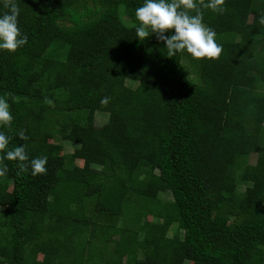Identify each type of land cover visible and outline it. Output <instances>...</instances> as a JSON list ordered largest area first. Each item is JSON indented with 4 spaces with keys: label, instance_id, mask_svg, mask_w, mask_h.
I'll use <instances>...</instances> for the list:
<instances>
[{
    "label": "trees",
    "instance_id": "obj_1",
    "mask_svg": "<svg viewBox=\"0 0 264 264\" xmlns=\"http://www.w3.org/2000/svg\"><path fill=\"white\" fill-rule=\"evenodd\" d=\"M207 2L215 60L138 40L143 0H17L27 43L0 51V131L47 171L3 161L0 264H264V0Z\"/></svg>",
    "mask_w": 264,
    "mask_h": 264
},
{
    "label": "clouds",
    "instance_id": "obj_2",
    "mask_svg": "<svg viewBox=\"0 0 264 264\" xmlns=\"http://www.w3.org/2000/svg\"><path fill=\"white\" fill-rule=\"evenodd\" d=\"M225 0H208L204 7L216 13L224 12ZM8 11L0 14V51L15 52L27 43V36L18 27L19 8L17 0H6L4 5ZM194 10L195 14H190ZM135 18L139 22L135 33L138 40H144L152 34L163 41L167 55L174 57L181 52L190 54L192 58L201 60L218 59L223 51L222 45L216 42V33L206 26L202 13L195 0H143L135 9ZM264 24V15L259 19ZM171 32L170 35H165ZM101 104H107L104 97ZM13 117L10 105L4 96H0V126H9ZM20 137L26 139L21 132ZM10 137L0 131V177L8 172L3 161L16 162L20 172L30 169L31 175L44 174L47 171V157L33 158L29 161L23 145L9 149Z\"/></svg>",
    "mask_w": 264,
    "mask_h": 264
},
{
    "label": "rangeland",
    "instance_id": "obj_3",
    "mask_svg": "<svg viewBox=\"0 0 264 264\" xmlns=\"http://www.w3.org/2000/svg\"><path fill=\"white\" fill-rule=\"evenodd\" d=\"M253 20V17L250 16L249 17V22H251ZM139 84V81L137 80H134V79H128L127 81V86L131 89H135ZM108 118H109V114L108 113H105V112H97L96 113V126H103L105 125L107 122H108ZM59 143L62 145L63 147V154L65 155H71L75 149H77V145L70 142L69 140H63L62 138L60 137H57L55 140H52L51 143ZM250 163L253 165L256 163L257 161V155L256 154H252L250 156ZM77 166L81 167L83 166V162L82 161H77L75 163ZM92 168L93 169H99L97 165L95 164H92ZM248 185L242 181H238L237 183V192L242 194L245 192V190L247 189ZM151 198L153 199H156L157 201H160L162 203H168V202H171L172 201V195L170 192H160V193H156L154 194L153 196H150ZM152 216H149L147 218V220H145V223L147 221H152ZM170 235H172V233H170ZM85 241L84 242H80V244L82 245H85ZM79 244V243H78ZM69 259H72V256H69ZM89 262H91V259H89ZM188 264V263H186Z\"/></svg>",
    "mask_w": 264,
    "mask_h": 264
}]
</instances>
